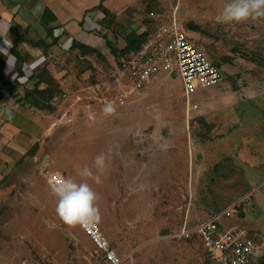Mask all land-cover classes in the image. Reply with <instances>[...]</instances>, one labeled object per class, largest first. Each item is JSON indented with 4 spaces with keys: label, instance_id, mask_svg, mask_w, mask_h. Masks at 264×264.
<instances>
[{
    "label": "rangeland",
    "instance_id": "rangeland-1",
    "mask_svg": "<svg viewBox=\"0 0 264 264\" xmlns=\"http://www.w3.org/2000/svg\"><path fill=\"white\" fill-rule=\"evenodd\" d=\"M230 2L196 8L198 19L206 20L197 25L191 22L194 0H139L132 26L107 20L111 34L105 28L92 34L96 52L64 50L69 38L48 51L40 88L50 86V92L37 98L43 109L27 107L30 119L13 120L22 129L33 123L36 140L23 133L8 139L9 131L0 137L8 153L0 158V264L95 260L79 230L58 218L44 168L99 194L96 222L120 264H216L199 237L177 238L178 229L207 221L245 197L221 226L252 239L264 264V18L218 23ZM171 19L223 75L218 85L190 96L198 109L188 112L176 75L160 73L145 89L132 91L119 70L121 56L130 54L118 53L128 31L154 34ZM2 79L1 90L12 95V84ZM6 99L3 105L13 104ZM30 141L21 157L18 150ZM101 153L103 173L94 165ZM85 167L91 177L79 174Z\"/></svg>",
    "mask_w": 264,
    "mask_h": 264
},
{
    "label": "crops",
    "instance_id": "crops-1",
    "mask_svg": "<svg viewBox=\"0 0 264 264\" xmlns=\"http://www.w3.org/2000/svg\"><path fill=\"white\" fill-rule=\"evenodd\" d=\"M194 1L191 8V22L199 25L201 22H206L203 18L205 13H202L201 19H198L199 12L196 8L205 10V7L213 5L214 0H206L207 5H200V0ZM138 3L139 0H0V78L3 80L2 77H5L8 81L17 79L19 83L15 90L9 91L12 95L1 90L0 87V137L3 133L7 135L9 131L11 135L8 139H13L22 133L28 140L35 139L33 123L27 124V127L22 129L15 125L13 120L23 118L25 115L30 119L26 113L30 115L31 110L22 107L17 100L23 95L24 89L33 88L37 80L36 76L48 66L49 50H53L56 45L60 48V41L65 38H69V42L62 47L64 50L69 49L72 40L97 47L92 34L98 31L103 32L104 28L108 34H111V30L103 24L107 20L132 26L135 19L131 14ZM45 9L54 18L51 26L55 29H52L50 33L41 23V15ZM18 39L20 41L16 43ZM39 40L41 44L32 45ZM14 44L21 57H26L22 66L24 75L19 78L16 77V59L11 53ZM32 76L33 78L29 79ZM7 96L11 97L13 104L1 103ZM7 113L11 116H3ZM8 139L2 142L4 146H7ZM31 143L32 141L26 145L28 148L23 146L21 151L18 150L21 157L26 156ZM4 151L5 147L0 144V158L8 156V153Z\"/></svg>",
    "mask_w": 264,
    "mask_h": 264
},
{
    "label": "built area",
    "instance_id": "built-area-1",
    "mask_svg": "<svg viewBox=\"0 0 264 264\" xmlns=\"http://www.w3.org/2000/svg\"><path fill=\"white\" fill-rule=\"evenodd\" d=\"M119 70L132 91L145 89L160 73L175 74L183 88L187 112L198 109L196 103H190V96L197 89L216 86L223 79L220 68L196 46L175 19L157 29L136 52L121 56ZM119 102L123 104L124 100L120 98ZM87 118L92 119V115L88 114ZM42 170L46 186L51 193L52 186L58 180L66 178L57 170L50 168ZM245 201L247 197L207 221L192 226L184 222L178 229L176 237L184 239L199 237L205 253L216 264L255 263L259 255L254 241L243 237L242 233L234 229H225L221 226V219L230 215V209H238ZM74 226L92 247L95 256L92 264L121 263L122 258L116 254L96 221Z\"/></svg>",
    "mask_w": 264,
    "mask_h": 264
},
{
    "label": "clouds",
    "instance_id": "clouds-1",
    "mask_svg": "<svg viewBox=\"0 0 264 264\" xmlns=\"http://www.w3.org/2000/svg\"><path fill=\"white\" fill-rule=\"evenodd\" d=\"M264 18V0H231L216 17L218 23H240L243 21ZM106 112H112L108 107ZM94 165L99 173L106 171V156L101 153L96 156ZM81 176L91 177L93 174L87 167L83 168ZM100 183V176L94 177ZM52 194L57 198L56 213L58 218L69 226L86 224L100 218L97 205L100 196L87 183H78L73 178H62L52 186Z\"/></svg>",
    "mask_w": 264,
    "mask_h": 264
},
{
    "label": "trees",
    "instance_id": "trees-1",
    "mask_svg": "<svg viewBox=\"0 0 264 264\" xmlns=\"http://www.w3.org/2000/svg\"><path fill=\"white\" fill-rule=\"evenodd\" d=\"M54 21L53 16L51 13L45 9L41 15V23L43 26L46 27L47 31L50 33L52 29L51 23ZM152 33V32H151ZM152 34L147 33L146 31L141 32V33H136L135 31H128L127 36L125 38V46L121 50L118 51V53H133L136 52L142 44H144L151 36ZM101 37V36H100ZM102 38V37H101ZM103 39V38H102ZM56 40V39H55ZM20 40H16V43H18ZM109 43V42H108ZM107 43V44H108ZM41 44V41L39 40L36 43H32L33 46H37ZM70 49H78V50H84L85 52L91 51V52H96L97 48L95 46L89 45L87 43H81L76 40H72L70 43ZM11 53L15 56V69H16V77H23L24 71H23V64L26 61V57H21V55L18 53L16 50V45L14 44L11 48ZM212 61V60H211ZM214 64H216L219 67L218 63H215L212 61ZM47 70V67H44L42 72L39 73L36 76V81L33 84V88L30 90H24L23 95L17 100V102L22 106V107H28V108H34L38 110H42L43 107H41L40 102H38L37 98L41 96H44L45 94H49L50 92V86H47L45 88H40V85L42 83H46V80H44V74ZM32 77H29V79H32ZM35 78V77H34ZM10 84H12L11 89L15 90L19 83H17V79H14L10 81ZM195 225V224H194ZM253 264H261V261H256Z\"/></svg>",
    "mask_w": 264,
    "mask_h": 264
}]
</instances>
